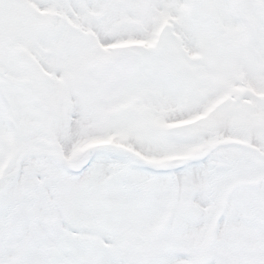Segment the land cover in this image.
I'll return each instance as SVG.
<instances>
[{
    "label": "snow or ice",
    "instance_id": "6c2138e0",
    "mask_svg": "<svg viewBox=\"0 0 264 264\" xmlns=\"http://www.w3.org/2000/svg\"><path fill=\"white\" fill-rule=\"evenodd\" d=\"M0 264H264V0H0Z\"/></svg>",
    "mask_w": 264,
    "mask_h": 264
}]
</instances>
